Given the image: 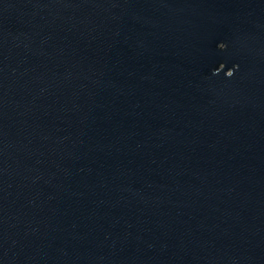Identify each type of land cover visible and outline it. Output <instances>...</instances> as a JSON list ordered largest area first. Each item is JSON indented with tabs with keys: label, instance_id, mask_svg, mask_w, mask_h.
<instances>
[{
	"label": "water",
	"instance_id": "water-1",
	"mask_svg": "<svg viewBox=\"0 0 264 264\" xmlns=\"http://www.w3.org/2000/svg\"><path fill=\"white\" fill-rule=\"evenodd\" d=\"M0 264H264V0H0Z\"/></svg>",
	"mask_w": 264,
	"mask_h": 264
},
{
	"label": "clouds",
	"instance_id": "clouds-1",
	"mask_svg": "<svg viewBox=\"0 0 264 264\" xmlns=\"http://www.w3.org/2000/svg\"><path fill=\"white\" fill-rule=\"evenodd\" d=\"M226 47H227V45L223 42L219 44V48H221V49H225ZM231 75H233V73L229 74L228 76H231Z\"/></svg>",
	"mask_w": 264,
	"mask_h": 264
}]
</instances>
